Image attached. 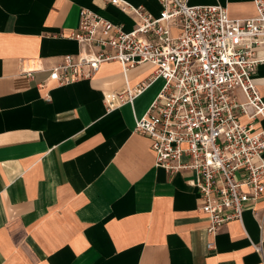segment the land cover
<instances>
[{
    "label": "crops",
    "instance_id": "obj_1",
    "mask_svg": "<svg viewBox=\"0 0 264 264\" xmlns=\"http://www.w3.org/2000/svg\"><path fill=\"white\" fill-rule=\"evenodd\" d=\"M128 1L153 16L161 10L156 0ZM188 3L222 5L231 19L255 15L252 0ZM82 8L134 28L106 0H0V264H264V200L223 225L207 250L189 175L155 167L150 140L134 132L163 80L107 109L106 97L145 83L150 66L126 79L110 62L92 80H48L80 51L68 36ZM253 79L264 98V63Z\"/></svg>",
    "mask_w": 264,
    "mask_h": 264
},
{
    "label": "built area",
    "instance_id": "obj_2",
    "mask_svg": "<svg viewBox=\"0 0 264 264\" xmlns=\"http://www.w3.org/2000/svg\"><path fill=\"white\" fill-rule=\"evenodd\" d=\"M106 1L132 16L134 28L125 32L82 8L68 36L80 51L64 55L48 80L57 87L92 80L110 62L121 66L125 79L139 66L152 68L145 83L107 96V109L132 104L163 80L133 130L150 140L155 167L189 175L186 183L197 191L207 219L206 248L214 250L220 228L241 222L246 208L264 200V129L257 126L264 122V98L253 79L264 63V0H252L255 15L245 20L231 19L219 4L156 0L161 10L153 16L128 0Z\"/></svg>",
    "mask_w": 264,
    "mask_h": 264
}]
</instances>
